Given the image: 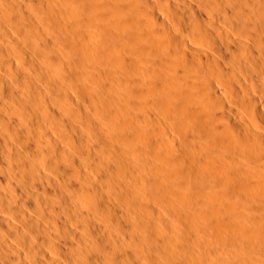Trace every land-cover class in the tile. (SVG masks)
I'll return each mask as SVG.
<instances>
[{
	"label": "bare ground",
	"instance_id": "obj_1",
	"mask_svg": "<svg viewBox=\"0 0 264 264\" xmlns=\"http://www.w3.org/2000/svg\"><path fill=\"white\" fill-rule=\"evenodd\" d=\"M243 255L264 264V0H0V264Z\"/></svg>",
	"mask_w": 264,
	"mask_h": 264
},
{
	"label": "rangeland",
	"instance_id": "obj_2",
	"mask_svg": "<svg viewBox=\"0 0 264 264\" xmlns=\"http://www.w3.org/2000/svg\"><path fill=\"white\" fill-rule=\"evenodd\" d=\"M195 221L197 220V219H194ZM199 221V219L197 220V222ZM195 224H196V222H195ZM199 224H200V222H199ZM197 225V224H196ZM196 225H195V227L194 228H196ZM247 261H248V259L246 258V257H244V255H243V264H248L247 263ZM249 262V261H248ZM253 262H254V260H253ZM253 262H250L249 264H258L257 262L255 263H253Z\"/></svg>",
	"mask_w": 264,
	"mask_h": 264
}]
</instances>
